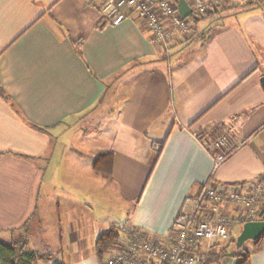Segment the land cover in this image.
Segmentation results:
<instances>
[{"label":"crops","instance_id":"crops-1","mask_svg":"<svg viewBox=\"0 0 264 264\" xmlns=\"http://www.w3.org/2000/svg\"><path fill=\"white\" fill-rule=\"evenodd\" d=\"M103 2L0 0V86L18 110L0 96V232L39 220L54 181L63 264H100L95 241L118 224L97 209L118 200L125 221L162 235L201 184L264 178V0L203 18L167 52L136 18L103 24ZM196 133L243 144L214 166ZM98 150L113 152L109 179L92 169ZM250 264H264V240Z\"/></svg>","mask_w":264,"mask_h":264},{"label":"built area","instance_id":"built-area-1","mask_svg":"<svg viewBox=\"0 0 264 264\" xmlns=\"http://www.w3.org/2000/svg\"><path fill=\"white\" fill-rule=\"evenodd\" d=\"M186 2L190 12L183 17L177 0H104L100 18L103 24H117L128 16L138 19L150 40L167 52L171 44L186 39L194 21L261 0ZM196 135L210 153L214 166L243 144L227 133ZM263 196L264 178L229 185L203 183L196 193L183 197L165 234H155L129 222L116 225L118 241L102 264H206L214 242L228 241L235 225L259 218L255 206Z\"/></svg>","mask_w":264,"mask_h":264},{"label":"trees","instance_id":"trees-1","mask_svg":"<svg viewBox=\"0 0 264 264\" xmlns=\"http://www.w3.org/2000/svg\"><path fill=\"white\" fill-rule=\"evenodd\" d=\"M92 0H89V2ZM258 4H261L260 2ZM244 5L241 7L252 6ZM199 21V20H198ZM197 20L193 22L195 25ZM75 50L80 55V40H75ZM0 96L9 101V104L12 108L15 109L17 113L18 110L15 108V105L10 100V98L4 93L2 87L0 86ZM32 127L37 130H44L41 127H38L34 124H31ZM164 139L159 142L157 149L154 152L153 160L151 165L156 161ZM38 159V158H31ZM90 163L94 172L100 175L103 178L109 179L112 176V165H113V152L110 150H98L93 155L89 156ZM209 182V181H208ZM207 182V183H208ZM34 215L32 214L27 218L20 226L17 228H12V236L9 241H4L0 239V264H39V260L48 259L45 254H38L33 250H29L28 247V238L31 235L32 231V222L34 221ZM119 235L116 231V226H111L106 231L99 234L95 241V253L102 264V261L114 244L118 241ZM264 233L256 241H249L251 244L250 248H246L243 245L241 248L236 249L234 246V238L230 237L226 243L224 242H214L211 245V252L209 253L206 264H220L221 259L224 256H232L236 258L235 264H250V255L258 251L263 243ZM230 243H233V247H230ZM229 249V250H228ZM53 264H63L62 262H55Z\"/></svg>","mask_w":264,"mask_h":264},{"label":"rangeland","instance_id":"rangeland-1","mask_svg":"<svg viewBox=\"0 0 264 264\" xmlns=\"http://www.w3.org/2000/svg\"><path fill=\"white\" fill-rule=\"evenodd\" d=\"M233 9H237L234 8ZM209 19V18H206ZM202 20V19H201ZM200 21V20H199ZM204 21V20H203ZM64 141V140H63ZM58 144V143H57ZM58 146V145H57ZM58 156V155H57ZM58 159V158H57ZM53 172L50 171V177ZM53 186L48 185L42 193V203H41V213H39V220H34L36 223H41V227H32L31 236L29 238L28 249L33 250L38 254H45L48 259L39 260V264H53L59 261L61 252L58 251V232L57 230V211L55 210V201L58 200V193H63V190L58 191V185L54 184ZM63 195V194H62ZM113 195V193H112ZM117 196V194H116ZM118 198V197H117ZM119 199V198H118ZM120 207H125V204L118 200L116 203L111 206L106 207L105 209H100L98 217L108 218L109 222L122 224L127 221V217L121 213L122 209ZM37 216V217H38ZM17 228V227H15ZM241 226L235 225L231 236L235 239L237 234L240 231ZM12 229V228H11ZM8 230V233L5 231L0 232V238L4 241H9V235L12 231ZM10 232V233H9ZM226 243V242H224ZM246 248H250V242H246ZM233 247V243H230V247ZM229 250V249H228Z\"/></svg>","mask_w":264,"mask_h":264},{"label":"water","instance_id":"water-1","mask_svg":"<svg viewBox=\"0 0 264 264\" xmlns=\"http://www.w3.org/2000/svg\"><path fill=\"white\" fill-rule=\"evenodd\" d=\"M178 10L184 17L190 12V7L185 0L178 1ZM260 84L264 89V75L260 77ZM264 233V206L259 211V218L249 220L241 225L240 231L234 239L236 249L241 248L248 241H256ZM236 258L232 256H224L220 264H235Z\"/></svg>","mask_w":264,"mask_h":264}]
</instances>
